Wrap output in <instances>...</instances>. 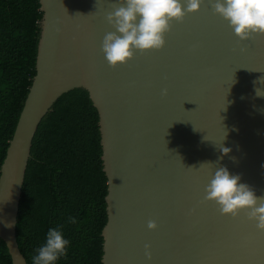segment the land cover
<instances>
[{"label": "water", "instance_id": "1", "mask_svg": "<svg viewBox=\"0 0 264 264\" xmlns=\"http://www.w3.org/2000/svg\"><path fill=\"white\" fill-rule=\"evenodd\" d=\"M113 2L39 0L35 75L0 166V239L11 264H27L15 228L34 135L73 89L85 90L98 114L101 264H264V232L243 211L221 215L203 199L220 166L264 195V98L253 91L260 77L264 89V34L239 41L204 0L172 22L161 50L112 68L100 45L113 31L105 20Z\"/></svg>", "mask_w": 264, "mask_h": 264}, {"label": "trees", "instance_id": "2", "mask_svg": "<svg viewBox=\"0 0 264 264\" xmlns=\"http://www.w3.org/2000/svg\"><path fill=\"white\" fill-rule=\"evenodd\" d=\"M39 8V0H0V166L35 75ZM106 189L98 114L88 93L73 89L56 101L32 141L15 228L26 263L48 229L61 226L70 244L56 264H101ZM0 264H11L1 239Z\"/></svg>", "mask_w": 264, "mask_h": 264}, {"label": "clouds", "instance_id": "3", "mask_svg": "<svg viewBox=\"0 0 264 264\" xmlns=\"http://www.w3.org/2000/svg\"><path fill=\"white\" fill-rule=\"evenodd\" d=\"M203 3L204 0H114L112 11L105 17L113 31L104 35L100 45L104 61L115 68L126 64L135 53L161 50L172 22H180L186 15L196 13ZM208 3L213 15L226 22L239 41L264 34V0H208ZM231 83H234L233 78ZM257 83L261 84V77L253 81L255 97L264 98V89L256 87ZM161 95H166V90ZM226 136L224 130L219 145L222 156L231 151L223 146ZM205 164L212 163H202L199 167ZM209 175L204 201L214 203L221 215L235 218L243 211L247 219L255 223L256 229L264 232V195L257 196L251 186L241 182L240 175L230 173L227 167H216ZM68 223L76 224L77 220L69 217ZM156 226L152 220L146 225L148 230H154ZM5 227H11V224H5ZM69 244L61 226L49 228L44 243L31 257L32 264H56L66 256ZM148 247L145 245V258L150 261Z\"/></svg>", "mask_w": 264, "mask_h": 264}]
</instances>
